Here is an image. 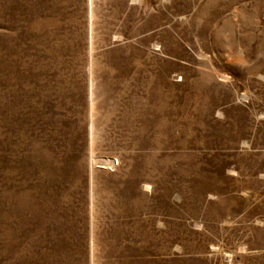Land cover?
I'll use <instances>...</instances> for the list:
<instances>
[{
    "label": "rangeland",
    "instance_id": "374dc122",
    "mask_svg": "<svg viewBox=\"0 0 264 264\" xmlns=\"http://www.w3.org/2000/svg\"><path fill=\"white\" fill-rule=\"evenodd\" d=\"M0 264H264V0H0Z\"/></svg>",
    "mask_w": 264,
    "mask_h": 264
},
{
    "label": "bare ground",
    "instance_id": "6f19581e",
    "mask_svg": "<svg viewBox=\"0 0 264 264\" xmlns=\"http://www.w3.org/2000/svg\"><path fill=\"white\" fill-rule=\"evenodd\" d=\"M114 162L112 161L111 163H109V164H113ZM106 164H108V163H106Z\"/></svg>",
    "mask_w": 264,
    "mask_h": 264
}]
</instances>
